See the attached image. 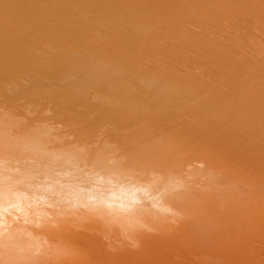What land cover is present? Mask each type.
Masks as SVG:
<instances>
[{
	"label": "bare ground",
	"instance_id": "obj_1",
	"mask_svg": "<svg viewBox=\"0 0 264 264\" xmlns=\"http://www.w3.org/2000/svg\"><path fill=\"white\" fill-rule=\"evenodd\" d=\"M26 1L0 0V126L5 128L7 123L13 122L12 125H16L14 130H17V133L22 132V130L26 132L29 130L27 134H25V131L22 132L25 134L23 136L17 134L18 137H14L17 140L11 136L12 140L17 141L15 143L12 141L15 152L12 149L13 152L10 150L11 152L8 151L7 154L1 146L2 143L0 145V184H2L0 192L4 190L3 194H5L6 189L13 183L14 185L12 184L9 189L11 191L13 189L15 193H18L17 198L14 199V205L20 202L19 199H21L22 193L24 195V192L27 191L36 196H41L44 193L51 201L54 200L53 202L65 203L66 206L69 204V209L71 204L74 208V204L77 206L78 200L83 201L86 199L84 201H87L90 207L86 206L88 205L87 202L82 203L83 205L86 204L85 210L77 206V211H80L79 213L74 212L76 216H71V213H68V218L70 216L72 220L68 219L70 223L66 219L67 224L70 223L69 227H66L70 229V233L69 229L65 233L71 235L77 232L78 226L82 227L81 222L86 217V212H88L89 220H94L92 216L95 218L96 213H99L97 218L100 216V219H95L100 221L99 225L101 226L103 219L107 222L108 220H113V222L116 220L117 222L114 224L117 225L118 222L125 219L118 216V212L123 215L124 211H131L130 208H133L131 206H134L135 202L149 196L146 201L148 198L151 199L149 202L155 201L156 206L161 210L171 208L169 211L173 210L172 213H176V216H173L178 220L162 225V233L159 231L162 238L161 236L157 237L159 234L158 229L155 234V224V226L151 225L153 228L155 227V229H152L146 223L147 228H151L148 229V232L145 228L143 229L145 232L140 233L139 225L134 224V226L132 222L134 209L132 213L127 214L132 216L129 220L132 222L133 227L137 226L139 230L137 231L136 228L137 233H131L134 235L141 234V236L144 233L143 237L140 236V238H143L142 240L145 243L142 242L139 236L137 238V235L135 240L137 244H140L137 245L135 240L130 239L133 240L138 249L139 246L141 248V242L143 247L148 246L147 250L144 248L146 251L143 250L142 252L147 262H149L148 264H180L178 262L181 260L178 259L176 262V260L172 261L175 258H172V260L170 258L169 253L175 247L172 249L170 245L168 246L169 241L178 236V233L181 240L176 239V241L174 239L177 242L176 244L181 241L184 243L181 242L182 244H180V246L182 245L181 250L176 245L178 250L175 249L174 251L177 255L181 253L179 255L181 256L180 259L182 257L185 260L189 259L184 263L181 261L183 264H217L218 262L219 264H234L233 260L238 259L241 254L246 260L249 255L248 250L244 245L242 246V238L238 236L240 232L234 230L238 225L231 229V222L229 224L228 222L227 224L224 223V225L223 222L226 221H222V218L226 215L246 214V210L251 212L249 209L253 210L256 200L264 201V41H248V47L250 46L252 52H249V54L246 52L245 54L244 51H239L242 47L240 44L245 42L241 41L238 35L241 26L246 23L248 26L250 24L247 22L250 18V16L247 17L250 10H253L251 13H255L253 16H256V19L259 18L264 23V0H35V2H31V5L29 4V7L24 4ZM211 2L214 5L210 6ZM244 10L248 13H246L247 16L245 15L246 19L244 14L243 17L240 14ZM260 21H258L259 23L256 22L259 28V25H263L260 24ZM207 24L222 26V28L226 27L228 31L216 30L214 32L213 29V32L208 34V31L204 29ZM218 27L216 28L218 29ZM168 32L169 36H166ZM238 40H240L239 43ZM238 46L240 48L237 50ZM233 49L239 52L234 53L235 50L232 53ZM195 62H199V65H194ZM6 100L12 104H8ZM14 104L17 105L16 107L20 106L21 111H27L28 118L25 114V117L20 115V117L25 118L24 121L20 122L12 119L8 122L7 120L10 118L19 116H13L15 115V109L17 110L16 107H14V111L13 108L10 109ZM51 115H53L54 121L57 120L56 123L52 120ZM49 117L52 118L50 120L57 128L60 125L59 128L75 129L76 135L81 136L79 137L80 140L78 139L79 142L77 141L78 144L82 140L86 143L82 142L80 146L72 145V147L61 148L63 144H74V142H70L69 138L65 136V138H62V135L57 137L62 132L58 129L59 134L56 135L55 132L56 138L54 139L53 134L52 137L54 141H62L63 144L61 143L60 147L52 148L53 140H50L52 137L47 136L50 135L47 133V128L51 127L53 129V125H49L51 123ZM91 119H93V122ZM4 128L0 129V142L4 141L5 135L1 134ZM57 128L55 130L58 132ZM10 130L8 131L10 132ZM14 130L12 129V131ZM74 132L72 136H74ZM31 136L40 137L39 140H42L46 146L49 145L46 144L47 139H49L52 142V150L42 149V142H38L39 144L32 142L34 146H36L35 144L38 147L41 146L39 148L42 151L40 152L41 149L38 151L35 147L31 148V151L36 150L38 152V154L34 151V153L30 152L31 155L37 154L36 157H31L25 149L27 144H31V140L28 141ZM94 140H97V142L93 143ZM114 142L118 144L117 146L120 145L119 150H121L120 147L123 149L122 146L127 147L126 149L129 150L127 153L131 150V156L124 153L125 148L121 152L114 150L118 149L116 145H114L116 148H110ZM156 142H165L167 148L163 146L164 148L161 149L163 151L160 152L161 147L158 148ZM82 144L85 145L82 146ZM161 144L159 143V145ZM10 145L9 148H11ZM4 146L7 145L4 144ZM141 146L151 147L150 150L153 151L154 155L149 154L150 151H147L145 147L148 154L141 155H145L144 157L151 156H147V159H143V156L139 154L137 156L135 151ZM155 147L158 152L154 151ZM111 151L116 153L113 154ZM122 152L125 157L122 156ZM118 153H121V155ZM19 155L21 156L18 157ZM120 156L124 158H119ZM39 157H42L43 163L41 161L33 163V160L36 158L37 161ZM30 159L33 160L28 163ZM153 159L155 160L152 161ZM77 160L78 162L80 160V163L82 162L81 174H79L80 171L78 172L80 163ZM116 168L119 170L117 171L121 177L112 180L108 175L112 176ZM164 170H169L170 174H174L166 178L167 176L161 175ZM77 172L81 175L79 179L67 178V174L77 175ZM177 172L179 174L175 175ZM160 176H162L161 179L158 178ZM12 178L15 179V183L12 182L14 180ZM9 179L11 183L8 181ZM93 179H96V182ZM176 192H178L177 195ZM206 193L208 197L203 198ZM20 194L21 197L19 198ZM34 195L33 197H35ZM4 199L7 200L8 197ZM144 201L145 199L143 203ZM153 202L151 205H153ZM143 203H139L138 207L141 208L143 205L145 207L143 210H145L147 207L144 205L147 203ZM91 205L95 209L91 208ZM97 205L109 211H102L103 208L96 210L98 209ZM148 205L150 206V204ZM53 208H55V205ZM91 209L96 211L91 212ZM138 209L135 211H138ZM161 210L160 212H166V210ZM23 211L21 212L23 213ZM70 211L72 212V209ZM83 211L85 213V215L82 214L85 216L84 218L80 214ZM59 212H61V209ZM158 212L155 210V213L158 214ZM18 213L17 211L14 215L17 216ZM138 213H140V209ZM139 215L137 216V213V217L134 215L137 222H140L138 220ZM141 215L145 218L144 214L141 213ZM148 215L153 219L154 215L147 213L146 216ZM235 215H233V218ZM262 215L264 214L262 213ZM35 216H32L35 218L32 221L33 223L37 220ZM80 216L83 219L78 220V217L81 218ZM158 216L155 215L156 220L161 219ZM51 217L48 219L50 220ZM64 217L66 216H63V219ZM40 218L42 217L40 216ZM229 218L226 217L225 219L227 221L228 219L233 220V218ZM45 219L47 220V216ZM211 219L217 223L216 225H220L216 226L214 224L213 226L216 229L214 227L213 232L212 229H209L212 225L208 228L210 236L204 237L210 241L209 245L206 243V239V241H203L207 245L206 247L194 245V243H198L197 238H194L196 242L192 243L191 241L194 247H191L193 245L190 246V243L188 245L186 240L188 237L191 238L193 231H195L194 237L200 232H205L203 231L204 225L208 220L211 222ZM2 220L0 222L3 224ZM80 220L82 221L80 222ZM92 220L89 222H92ZM146 220L143 219V221ZM219 220L221 221L219 222ZM124 221H121L122 225H124ZM135 221L136 219L134 223ZM113 222L111 221V224ZM137 222L136 224H138ZM129 224L127 225L129 226ZM150 224L152 223L150 222ZM161 224L158 225L161 226ZM256 224L257 229L260 228V224ZM262 225L260 231L264 229ZM91 226L93 227V225L88 224V227ZM128 226H125V229ZM239 226H241V222ZM85 227L83 230H85ZM117 227L113 228L118 230ZM74 228L77 229L73 232ZM91 228H86V230ZM92 229L96 230L95 232L92 231L95 237L94 234L100 228L93 227ZM129 229L127 228V231ZM14 231L16 232V230ZM149 231L153 233L150 234ZM19 233L22 234V232ZM87 233L90 234L88 231ZM98 233H101V231H98ZM120 233L119 235L123 236V240L125 238L129 239L132 235L129 236L126 232L127 237L126 233H122V235ZM148 233L150 234L149 237ZM69 234H66L67 237ZM75 234L77 235V233ZM114 234L111 233L113 236ZM165 234L170 235L171 238L167 236L169 241ZM171 234L175 236L172 235V237ZM27 236L29 237V234ZM35 236L38 237L36 234ZM120 236L115 238H121ZM181 236L185 237L184 239L188 237L183 241ZM34 237L31 238L32 240L27 238L28 240L24 241L19 249L22 248L23 252L27 253L29 249L36 248L34 244L40 245L41 243L35 242L37 238ZM85 237L87 238V236ZM156 238L159 242L164 241L167 243V246L165 243V246H162L166 247L165 249L161 247V251L164 250L161 255L160 251L157 252L161 248L158 249L160 246L156 245ZM165 238L168 242L163 240ZM190 238L187 242H190ZM42 239L41 241L46 240ZM94 239L91 241L93 242ZM126 239L125 241H128ZM130 239L128 244L132 242ZM2 240H0V244ZM72 240L74 239H70V241ZM101 240L103 242L96 243L98 245L97 249L103 243L102 247L108 246L106 244L107 240L105 242V239ZM119 240L121 241V239ZM153 240L155 241L153 242ZM77 241L75 240L76 246L71 244L72 247H69V249L74 247L73 250H76L84 247L83 245L80 247L81 244L78 245ZM88 241L87 239L86 242ZM91 241L89 242L91 243ZM112 241L109 244L114 245L115 248L113 246L111 249L120 248ZM159 242L158 244L162 243ZM175 242L173 241L172 246H175ZM245 243L247 242L245 241ZM85 244L87 245V243ZM125 244L128 245L126 242ZM131 244L133 245V243ZM131 244L125 250L122 251L121 249L122 252L118 249L116 251L120 254L127 252L126 254L130 258H134L137 253L135 252L133 255L134 251L129 248V246H132ZM97 245L94 244L95 247ZM62 248L63 253L65 251L64 247ZM93 248L90 247L92 250ZM192 248L194 249L191 250ZM41 249L46 250V248L43 249V246ZM104 249V251L100 250L107 251L105 247ZM42 250H37V257L38 255L39 257L40 255L44 256L43 253L39 254ZM82 250L79 251V254ZM92 250L91 252H93ZM114 250L113 252H115ZM155 250L157 251L155 252ZM179 250L184 252H178ZM34 252L36 251L29 252V254H34ZM100 252L98 251L99 254L102 253ZM109 252L112 251L109 250L105 252L106 254L102 253L100 262L97 259L96 263H107ZM52 253L50 254L54 256L55 254ZM110 255L112 256V254ZM177 255L173 254L174 257ZM166 256L170 259L165 258ZM248 261L250 262V260ZM3 262L5 261L1 259L0 264ZM75 262L78 264L77 261ZM25 264L27 263L25 262Z\"/></svg>",
	"mask_w": 264,
	"mask_h": 264
},
{
	"label": "rangeland",
	"instance_id": "obj_2",
	"mask_svg": "<svg viewBox=\"0 0 264 264\" xmlns=\"http://www.w3.org/2000/svg\"><path fill=\"white\" fill-rule=\"evenodd\" d=\"M29 1H30V2H29ZM29 1L27 0V1L24 3V4L28 5L27 7H29V4L31 5L33 2H35V0H29ZM224 1H225V0H224ZM27 2H28V3H27ZM31 2H32V3H31ZM226 2L228 3V1H226ZM226 2H225V3H226ZM213 3L215 4L214 1H213ZM213 3L211 2V3H210V6L214 5ZM225 3H224V5H225ZM26 5H25V7H26ZM48 5H49V4H48ZM50 5H51V4H50ZM70 5H71V4H70ZM71 7H72V5H71ZM257 9H258V8H257ZM254 11H255V10H254ZM244 12H245V10H244L243 12L241 11L240 14H242V15H241L242 17H243V14H244V18H245V15H246L247 12H245V13H244ZM251 12H253V10H252V11L250 10V11H249V14L247 13L248 16L246 15L248 18H249V16H250V18L252 17L251 19L249 18V21H247L248 24L250 23L249 26H248L247 23H246V24H245L246 26H245V25L241 26L243 29L240 27L239 30H238V35H239V37L241 38V41H244L245 43L242 42V43L240 44L242 47L240 48V47L238 46V48H236V49L238 50V49L240 48L241 50L239 49V51H244L245 54H246V52H247V54H249V52H250V53L252 52V51H250V46L248 47V45H249V44L247 43L248 41H252V42H254V40H255V41H264V29H263L264 23H262V20H261V19H259V18H258L259 20L256 19L257 17H256V16H253V14H255V13H251ZM250 13H251L252 15H251ZM253 17H254V18H253ZM245 19H246V18H245ZM255 19H256V20H255ZM260 20H261V21H260ZM252 21H253V22H252ZM254 21H255V22H254ZM258 21H260V24H263V25H259L260 28L258 27V24L256 23V22H258ZM258 23H259V22H258ZM250 25H251V26H250ZM255 25H256L257 28L255 27ZM214 26H215V25L207 24V25L204 26V29H206V30L208 31V34L211 33V32H213V31H212L213 29H214V32H216V30H217V31L222 30V31H224V32H227V31H228L226 27H223V28H222V26H221V27H218V26H215V27H214ZM216 27H218V29H217ZM261 27H262V28H261ZM221 28H222V29H221ZM245 28H246V29H245ZM241 29H242V30H241ZM257 30H259V31H257ZM207 31H206V32H207ZM262 31H263V33H262ZM224 32H222V33H224ZM239 32H240V33H239ZM241 32H242V34H241ZM208 34H207V36H208ZM224 34H225V33H224ZM170 35H171V33H170ZM242 35H243V36H242ZM166 36H169V32L166 33ZM245 38H248L249 40H248V39H245ZM242 39H243V40H242ZM252 39H253V40H252ZM245 40H247V41H245ZM239 42H240V40H238V43H239ZM246 43H247V44H246ZM245 44H246V46H245ZM246 47H247V48H246ZM236 49H233V50H232V53H233ZM242 49H244V50H242ZM237 50H236L234 53L239 52V51H237ZM198 63H199V62H198ZM198 63L195 62L194 65H197ZM198 65H199V64H198ZM6 101H7V100H6ZM7 102H8V101H7ZM9 103H11V102H8V104H9ZM11 104H12V103H11ZM16 106H17V105L14 104L13 107H12V106L10 107V109L13 108V111H14V107H16ZM16 108H17L18 111L15 109V113H14L15 115H13V116H16V115H19V116H16V118H10V119L7 118V119H9V120H7L8 122H9L10 120H12V119H13V120H16V121H20V122L25 120V118L20 117V115H21V116H22V115L24 116V115L26 114V116H27V111L24 110L26 113H25L24 111H21L22 109H21V110L19 109L20 106H18V107H16ZM21 108H22V105H21ZM8 110H9V109H8ZM20 111H21V113H20ZM17 112H18L19 114H18ZM22 113H23V114H22ZM11 114H13V113H11ZM28 114L30 115L29 112H28ZM53 115H54V114H53ZM53 115H51L53 119H52L51 117H49V121H50V122H51L50 119H52L53 121L55 120L54 117H53ZM49 116H50V115H49ZM54 116H56V115H54ZM24 117H25V116H24ZM26 118H28V116H27ZM55 118H56V117H55ZM92 120H93V119H91V121H92ZM3 121H4V120H3ZM3 121H2V122H3ZM56 121H57V120H56ZM56 121H54V123H56ZM92 122H93V121H92ZM52 123H53V122L49 123V125H50V124L53 125V126H52L53 129H52L51 127L47 128V130H48L47 133L50 134V135H47V136H49V138H51V137L54 135L55 132H56L55 134L58 135L59 132H60L59 130H61V131L63 132V134H61V133H62V132H61L60 135H58L57 137H60L61 135H62V136H61L62 138L67 137V138H69V141H70V142H74V144H73V143H70V144H67V145H69V146H67V145L63 144L62 141H61V142H59L58 140H57V141H54V139L56 138V137H55L56 135H54V136H53L54 139H53V137L50 139V140H53V141H52V142H53V146H52V142H50L49 139H47L48 142L45 140V141H46V144H47V145L49 144L48 146H46L45 143H43L42 140H39L40 137H38V136H37V137H35V136H31V138H32V137H33V138H32V139L30 138V139L28 140V141L31 140V141H30V142H31V144H30L31 146H30L29 144H27V145L25 146L26 148L24 147V148L27 149V151L29 152V153H28L29 155H31L30 152H32V153L35 152V153L38 154V152H37L36 150H33V149H32L34 152L31 151V148L35 147V148L39 151V150L41 149V148H39V147H41V146L38 147L37 144H39V143H41V142H42L41 145L44 147V148L42 147V149H46V150H52V148L60 147V145H62V144L65 145V146L62 145L63 147L61 146V148H64V147H65V148H68V147H72V145H73V146H74V145H75V146H76V145L80 146V143H82V142H83V143H86V142H84V141L82 140V141L78 144V142H79V140H80L79 137H81V136H80L79 134L76 135L77 132H76L75 129L73 130V129L69 128V129L72 130V131H71V130H69V129H65V128H67V127L59 128V127H60L59 124H58L59 126L57 125V126H58V128H57L56 126H54V123H53V124H52ZM7 124H8V123H7ZM7 124H6V125H7ZM12 124H13V122H12V123H9L7 127H6V125H5L6 130H5V128H4L3 126H0L1 128H4V130H5V131L3 130V131L1 132V134H2V135H5V136H4V141H3V142H0V145H1V143H2L1 146H2V148H4V149L6 150L7 154H8V151L11 152L12 149H13V151L15 150V147H14L13 142H14V143L17 142V141H15V140H17V139H15L14 137H15V136L18 137L17 134H19V136H20V134H22L21 136H23L24 133H22V132L25 131V130H22V132H20V133L18 132V133H17V130H14V128H15L14 126H16V125H12ZM1 125H2V124H1ZM11 125H12V126H11ZM55 125H56V124H55ZM1 128H0V129H1ZM9 128H10L11 130H10ZM56 128H57V130L59 129L58 132L55 130ZM12 129H13L14 131H12ZM62 129H63V130H62ZM8 130H10V132H9ZM54 130H55V131H54ZM66 130H67V131H66ZM7 131H8V132H7ZM19 131H21V130H19ZM27 131L29 132V130H27ZM52 131H53V133H52ZM74 131H75L76 133H75ZM6 132H7V133H6ZM28 132L25 131V134H27ZM69 132H70V133H69ZM73 132H74V136L76 135L77 137H76V136H75V137L72 136ZM11 133H13V134H11ZM47 133H45V134H47ZM10 134H11V135H10ZM25 134H24V135H25ZM52 134H53V135H52ZM65 134H67V135H65ZM8 135H9V136H8ZM28 135H29V134H28ZM69 135H70V136H69ZM78 135H79V136H78ZM11 136H12L15 140H14V139L12 140V137H11ZM64 136H65V137H64ZM7 138H9V139H7ZM27 138H28V137H27ZM76 138H77V140H76ZM36 139H37V141H36ZM72 139H73V140H72ZM78 139H79V140H78ZM7 140H8V141H7ZM33 140H34V141H33ZM74 140H75V141H74ZM12 141H13V142H12ZM77 141H78V142H77ZM95 141L97 142V140H94V142H93V141H92V142L95 143ZM6 142H7V143H6ZM11 142H12V143H11ZM30 142H29V143H30ZM32 142L37 143V144H35L37 147L34 146V145H32V144H34V143H32ZM38 142H39V143H38ZM54 142H55L56 144H55ZM8 143H9V144H8ZM50 143H51V144H50ZM61 143H62V144H61ZM156 143H158V144H156ZM156 143H155L156 146H159L158 148L161 147L160 150H159V149H158V150H159L160 152L163 151V150H161V149L164 148L163 146H166V145H165V142H156ZM159 143H160V144L162 143V144H161L162 146L159 145ZM4 144L7 145V146H4ZM10 144L13 145V148H12V145H10ZM163 144H164V145H163ZM9 145H10L11 148L8 147ZM28 145H29V146H28ZM55 145H57V146L55 147ZM83 145H85V144H82V146H83ZM114 145L117 146L118 144H116V143L114 142V143L112 144L113 147L110 146V148H113V149H114V147H115ZM152 145H153V144H152ZM152 145H151V147H152ZM51 146H52V148H51ZM119 146H120V145H119ZM119 146H117L118 149H114L116 152H117V150H119ZM149 146H150V145H149ZM149 146H145V147H146V150H147V151H150L149 154L152 155V154H153V151L150 150L151 147H149ZM153 146H155V145H153ZM27 147H29L30 149H28ZM122 147H123V149L125 148V150H124L125 152H124V153L130 155L131 150H130L129 153H127V152L129 151V150L126 149L127 147H124V146H122ZM143 147H144V146H143ZM143 147L141 146V148L139 147V149H137L136 151L134 150L135 153H137V154H136L137 156H139V155H140V156H143V155H141V154H145V155H146V153L148 154V152L145 150V147H144V148H143ZM147 147H148V148H147ZM7 148H8L9 150H8ZM48 148H49V149H48ZM110 148H109V149H110ZM115 148H116V147H115ZM152 148H153V147H152ZM165 148H167V146H166ZM42 149L40 150V152L42 151ZM120 149H121V150H119L118 152H121V151L123 150L121 147H120ZM140 149H141V150H140ZM143 149H144V150H143ZM155 149H157V148L155 147V148H154V151H156ZM10 150H11V151H10ZM20 150H21V149H20ZM58 150H59V149H58ZM138 150H139V151H138ZM152 150H153V149H152ZM13 151H12V152H13ZM27 151H26V152H27ZM63 151H65V150H63ZM134 151H133V152H134ZM14 152H15V151H14ZM111 152H112L113 154L116 153V152H113V151H111ZM156 152H158V151H156ZM122 153H123V152H122ZM124 153H123L122 156L125 155ZM135 153H134V154H135ZM37 154H34V155L32 154L31 157H32V156L34 157V156L37 155ZM118 154L121 155V153H118ZM138 154H139V155H138ZM145 155H144V156H145ZM151 155H147V156H151ZM153 155H154V154H153ZM20 156H21V155H19L18 157H20ZM116 156H117V154H116ZM130 156H131V155H130ZM144 156H143V159H144V158L147 159V156H146V157H144ZM9 157H11V156H9ZM16 157H17V156H16ZM18 157H17V158H18ZM31 157H30V158H31ZM35 157H36V156H35ZM124 157H125V156H124ZM124 157H121V156H120L119 158H124ZM17 158H16V160H17ZM141 158H142V157H141ZM156 158H157V157H156ZM11 159H12V158H11ZM14 159H15V158H14ZM32 160H33V159H30L29 161H28V160H27V161H28V163H31ZM112 160H113V159H112ZM154 160H155V159H153L152 161H154ZM17 161H18V160H17ZM22 161H24V159H22ZM30 161H31V162H30ZM33 161H34L33 163H37V162H39V161H41V162L43 163L42 157H39V159H38L37 161H36V158H35V160H33ZM35 161H36V162H35ZM152 161H150V162H152ZM77 162H78V160H77ZM77 162H76V165L78 166V163H80V160H79L78 163H77ZM113 162H115V161H113ZM143 162H144V161H143ZM42 163H41V164H42ZM81 163H82V162H81ZM81 163H80V165H79V167H78V172L80 171L79 174H81V168L83 167V166H81V165H82ZM77 166H76V167H77ZM80 166H81V167H80ZM117 170H118V169L116 168L115 172L112 173V176H111V175H108V177H109L110 179H112V180H116V179L120 178L121 175H120L119 172H118L119 170H118V171H117ZM165 171H167V170H164V172L162 171V172H161V175H162V176L165 175L164 177L167 176L166 178H169L171 175L174 174V173H173V174H170L171 169H170V171H169V170H168L167 172H165ZM173 171H174V170H173ZM78 172H77V175H76V174H72V175L67 174V175H68L67 178H68V179H76V178L79 179V176H81V175H79ZM109 174H110V173H109ZM168 174H169V175H168ZM178 174H179L178 172H177V174L175 173V175H178ZM73 175H74V176H73ZM69 176H70V177L72 176L73 178H72V177L70 178ZM75 176H76V177H75ZM77 176H78V177H77ZM162 176H160V177H158V178L161 179ZM49 177H50V176H49ZM108 177H107V179L109 180ZM114 177H115V178H114ZM117 177H118V178H117ZM0 178H1V177H0ZM50 178H52V177H50ZM67 178H66V180H67ZM12 179H14V178H12ZM96 179H97V178H96ZM96 179H93V181H95ZM98 179H100V178H98ZM112 180H111V181H112ZM8 181H10V183H11V180H10V179H9ZM14 181H15V179H14L12 182H14ZM99 181H101V179H100ZM95 182H96V181H95ZM97 182H98V180H97ZM101 182H102V181H101ZM10 183H9V184H10ZM14 183H15V182H14ZM12 184H13V183H11V185H12ZM87 184H88V183H87ZM89 184H90V183H89ZM91 184H92V183H91ZM11 185H10L9 188L12 187ZM13 185H14V184H13ZM0 186H2V184H0ZM9 188H7V189H9ZM1 189H2V188L0 187V190H1ZM7 189H6V193H5V194H3V193H4V190H2V191L0 192V200H1L0 203L3 204V205L0 204V221L4 218V219L2 220V221H3V224L0 222V235H1V236H0V240L3 239V240L1 241V244H0V245H1V246H0V260H1V259L4 260L5 262H3V263H5V264H25V262H26L27 264H30V263H31V264H48L49 261H50L49 264H67V263L70 264V262H71V264H76L75 261H77L78 264H79V263H80V264H85V263H86V264H93V263L97 264V263H96V262H97V259H98V261L101 259V254H102V253H105V252H107V251H109V250H111L112 252H109V253H108V256H107V257H108V258H107L108 261H111V262H108V261L106 260L108 264H110V263H111V264H131V263H133V264H148L149 262H147L145 256H144L143 253H142L143 250H144V248L147 250V247H148V246H146V247L144 246V247H143L142 242H144V241L142 240L143 238H142V239L140 238L141 234H136V235H137V238H138V236H139V238L142 240V242H141V248H140V246H139V249H138V248L136 247V245L134 244V242H133V240L136 239V235H134L135 232L137 233V231H139V230H138V227H139V229H140V233L143 232V231L145 232V230L148 232V229H150V228L155 224V225H156V229H155V227H154V228L152 227V229H155V231H154V230H153V231H154L155 234H156V232H157L156 230H157V229H158V232H159V231H160V232L163 231L162 228H161L162 225H166V224H168V223H171L172 221L175 222V221L178 220L177 217H176L177 219L174 218V216H176V215H175L176 213H175V214L172 213L173 210L169 211L171 208H169V210H168L167 208H163L162 210H166V212H165V211H162L161 208H159L158 206H156V202H155V201H154V202H153V201H150V202H149V200H151V199H149V198H148L147 201H146V198L149 197V196H146V198H145V197L143 198V200L145 199L144 203H143V200H141V201H139V202H135L134 204L136 205V208H135V205H134V206H131V207H133V208H132V209L130 208L131 211L127 210V211H129L128 213L125 214V212H127V211H124V213H122V212H123V211H122L121 213H122L123 215H120L119 212H118L119 215L117 214V215L120 216V217L122 216L121 218H125V219H124L125 221H126L127 219L129 220V218H130V220H131V218H132V216H133V218H134V219H132L133 225H134V224H135V225H139L138 227L136 226V227L134 228L133 225H132V222H131L130 220H129V221L131 222V223H130L131 225L129 224L128 220H127L126 222H125L124 220H121V221H124V223H123L124 225H122V222H121V221H120L121 223L118 222V223H120V224L117 223V225H115L116 222H117L116 220H114V222H113V220H108V222H110V223H108L107 221H104V219L101 221V224L103 223L104 226H103V224H102V226H101V225H99V224H100V221H97L98 219H100V218H99L100 216L97 218V216L99 215V213H98V214L96 213L97 216H96L95 218H97V220L94 218V216H92L93 219L96 220V221H94V220H92V219L89 220V217H88V215H87L88 212L85 211V212H86V217L88 218V220H87V218L84 216L85 213H84V211H83V212H81L80 214H81V215L84 214V215H82V217H83V218L85 217V218H84L85 220H84L81 216H80L81 218L78 217V220H79V219H83V221L80 220V222L82 221L81 223L83 224V225L81 224V226H82V227H83V226L85 227L86 225H87V226L85 227V230H83L84 227H83V228H82V227L80 228V226H78V227H77L78 230H76L77 232H75V233H77V235H76L75 233H73V234L71 235V234H69V233H70V229H69V228H66V227H69V224L71 223V222L69 221V220L71 219V217L69 216V218H68V215L71 213V214H70L71 216H76V214H75L74 212L79 213L80 210L77 211V208H78V207L83 208V210H85V208H86L85 205L88 204L87 201H86L87 203L84 201V200H86V199H84L83 201H82V200H81V201L78 200V202H77V206H78V207L76 206V204H74L75 206H74V208H73V207H72L73 204L70 203L71 205H70V209H69V204L67 205V206H68V207H67L65 203H61V202L59 203L58 201H57V202H56V201L53 202L54 200L51 201V199H49L47 196H45L44 193L41 194V196H40V195L36 196V195L32 194V192H30V191L28 192V191H27L29 194H28L27 192H24V195H23V193H22V197H21V194L18 196L19 198L21 197V199H19L20 202H23V201H24V202H26V203L23 202V203H22L23 205H22V204L19 202L18 204L14 205V204H13V203L15 202L14 199L17 198L18 193H15L13 189H12V191H11V189H9V190L7 191ZM25 193H26V194H25ZM208 193H209V192H208ZM2 194H3V195H2ZM177 194H178V192H176V195H177ZM33 195H34L35 197H33ZM43 195H44V196H43ZM206 195H207V196H206ZM206 195H204L205 197L202 195L203 198H207V197H208V194L206 193ZM13 196H15V197H13ZM5 197H8V199H7V200L4 199ZM29 197H30V198H29ZM42 197H43V198H42ZM45 197H47V198H45ZM151 198H152V197H151ZM28 199H29V200H28ZM38 199H39V200H38ZM8 201H9V202H8ZM27 201H28V202H27ZM39 201H41V202H39ZM50 201H51V202H50ZM75 201H76V199H75ZM35 202H36V203H35ZM45 202H47V203H45ZM141 202H142L143 204H145V202L147 203V204L144 205V206L147 207V209H148V206H149L148 204H150V206H149V210H148L150 213L147 211V209H145L146 211L143 210V209L145 208V207H143V205H142L143 208H142V207H141V208L138 207V206H139V203L142 204ZM152 202H153V205H151ZM41 203H42V204H41ZM54 203H55V204H54ZM73 203H75V202L73 201ZM82 203H86V204L83 205ZM136 203H137V204H136ZM19 204L22 205V207H21L22 209L20 208L21 205H19ZM30 204H31V205H30ZM38 204H40V205L37 206ZM50 204H51V205H50ZM63 204H65V205H63ZM78 204H80V205H78ZM154 204H155V206H154ZM253 204H254V203H253ZM6 205H7V207H6ZM26 205H28V206H26ZM35 205H36L37 207H36ZM54 205H55V208H53ZM254 205H255V207L253 208V210L249 209V211H251V212H248V210H246V211H247L246 214H244V213H241L242 215H241V214H236L238 217H237L235 214H232V216H231V215H230V216H229V215H226V216H224V217L222 218V221H226V222H223V224H224V223L227 224V222H228V224H229V223L231 222V224H230V227H232L231 229H233V227L235 228V227L238 225V227H236L234 230L240 232V235H238V236H239V238H242V242H243V243H242V246L244 245V247L248 250V253H249L248 258H247V256H245V257L247 258L246 260H245L244 256H242V254L239 255L240 258L238 257V259H236V260H239V259H241V258H242L243 260H242V259H241L242 261H241V260H239V261L233 260L234 264H235L236 262H237V264H253V263H254V264H264V263H263V262H264V229H263V231H260V230H259V229L261 228V225H262V224H263V225H262V228H264V227H263V226H264V223H262V222H264V220H263L264 215H262V213L264 214V201H262V200H261V201H260V200H256ZM1 206H3V207H1ZM25 206H26V207H25ZM47 206H48V207L50 206V207H52V208L49 207V208H50V209H49ZM57 206H59L58 209H57ZM60 206H61V207H60ZM62 206H63V207H62ZM86 206H89V204L86 205ZM99 206H100V205H99ZM99 206H98V205L96 206V207H98V209H96V210H101L100 208H103L102 206H100V207H99ZM108 206H109V205H108ZM38 207H40V208H38ZM75 207H76V208H75ZM89 207H90V206H89ZM92 207H93V209H95L94 206L91 205V208H92ZM109 207H113V206H109ZM154 207H155V208H154ZM156 207H157V208H156ZM59 208L61 209V212H62V213L59 212V211H60ZM138 208L140 209V213H138V212H139V209H138ZM189 208H190V207H189ZM189 208H188V209H189ZM191 208H192V207H191ZM12 209H13L14 212L11 211ZM20 209H21V210H20ZM23 209H26V210H24L25 212L23 211ZM44 209H45V210H44ZM51 209H52L53 211H52ZM54 209L57 210V211H58L59 213H61L62 215L59 214L58 212H56ZM71 209H72L73 215H72V212L70 211ZM133 209H134V212L132 213ZM136 209H138V211H135ZM15 210H17V211L19 212V213L17 214V216H15L16 213H17V211H16V213H15ZM34 210H35V211H34ZM41 210H42V211H41ZM68 210H69V211H68ZM74 210H76V211H74ZM96 210H95V211H96ZM103 210H105V208H103L102 211H103ZM107 210H108V209H107ZM107 210H105V211H107ZM155 210H157V212H158V211L160 212V210H161L162 212H160V213L158 212V214H157V213H155ZM167 210H168V211H167ZM2 211H3V212H2ZM21 211H23L24 214H23ZM32 211H33V212H32ZM95 211L91 209V212H95ZM108 211H109V210H108ZM143 211H144V213H143ZM188 211H189V210H188ZM253 211H254V212H253ZM6 212H7V213H6ZM29 212H30V213H29ZM31 212H32V213H31ZM36 212H37V213H36ZM47 212H48V214H47ZM89 212H90V211H89ZM145 212H147L148 214H150V215H152V216H153L154 213H155L156 217H157L158 215H160V216H158V217L161 218V219L156 220V219H155V218H156L155 215L153 216V219H151L149 215H148L149 217L146 216L147 213H145ZM164 212H165V213H164ZM244 212H245V211H244ZM260 212H262V213H260ZM8 213H9V214H8ZM27 213H29V214H27ZM44 213H45V214H44ZM52 213H53V214H52ZM57 213H58V214H57ZM65 213H66V214H65ZM68 213H69V214H68ZM129 213H132V214H134L135 216H136V213H137V216L140 214V215H139V218H140L142 221L138 218V220H139L140 222H137V218H136L137 216H136V217H134V215H132V216H128L127 214H129ZM141 213L144 214V215H145V218L147 217L146 219H148V220H146V219L144 218V216L141 215ZM168 213H169V214H168ZM171 213H172V214H171ZM247 213H248V214H247ZM14 214H15V215H14ZM30 214H31V216H30ZM42 214H44V215L42 216ZM51 214H52V217H51ZM243 214L246 215L247 218H246V216H244ZM250 214H251V215H250ZM5 215H6V216H5ZM35 215H36V216H35ZM60 215H61V216H60ZM130 215H131V214H130ZM162 215H163V216H162ZM166 215H167V216H166ZM173 215H174V216H173ZM177 215H179V214H177ZM233 215H235L234 218H233ZM239 215H240V217H239ZM259 215H260V217H259ZM28 216H30V217H28ZM32 216H33V217L35 216L36 219H37L34 223H33L32 221H34L35 218H33ZM40 216H41L42 218H40ZM46 216H47V220L45 219ZM56 216H57V217H56ZM63 216H66V217H64L65 220L63 219ZM152 216H151V217H152ZM161 216H162V217H161ZM262 216H263V217H262ZM19 217H20V218H19ZM37 217H39V218H37ZM43 217H44V218H43ZM50 217H51V219L49 220L48 218H50ZM120 217H119V219H121ZM126 217H127V219H126ZM163 217H164L165 221H164ZM169 217H170V218H169ZM226 217H227V218L231 217V218H233V220L231 219V221H230V220H229L230 218H229L228 221H227V220L225 219ZM236 217H237V218H236ZM250 217H251V218H250ZM257 217H258L261 221H260ZM18 218H19V219H18ZM54 218H56V219H54ZM73 218H74V217H73ZM76 218H77V217H76ZM172 218H173V219H172ZM252 218H253V219H252ZM8 219H9V220H8ZM43 219L46 220V224H45V220H43ZM66 219H67V220L69 219V220H68V222H70L69 224H67L68 222L66 221ZM135 219H136V221H135V223H134V220H135ZM143 219L146 220L147 222H146V221H143ZM234 219H235V220H234ZM254 219H255L256 221H255ZM18 220H19V221H18ZM41 220H42L43 222H42ZM52 220H53V221H52ZM61 220H62V221H61ZM71 220H72V219H71ZM86 220H87V221H86ZM91 220H92V222H89V221H91ZM159 220H160V221H159ZM174 220H175V221H174ZM211 220H212V219H211ZM238 220L241 222V226H239V225H240V222H239ZM245 220H246V221H245ZM252 220L255 221V222H253ZM12 221H13V222H12ZM16 221H18V222L15 223ZM38 221H39V222H38ZM58 221H59V222H58ZM103 221H104V222H103ZM111 221L113 222L112 224H114V223H115V224L112 225V224H111ZM163 221H164V222H163ZM220 221H221V220H219V222H220ZM233 221H234V222H233ZM242 221H243V222H242ZM251 221H252V223H251ZM258 221H260V222H258ZM29 222H30V223H29ZM47 222H48V223H47ZM49 222H50V223H49ZM56 222H57V223H56ZM60 222H61V223L63 222V223L61 224ZM88 222H89V223H88ZM93 222H94V224H92ZM95 222H96V223H95ZM98 222H99V223H98ZM136 222H137L138 224H136ZM141 222H143V223L141 224ZM150 222H151L152 224H150ZM209 222H210V220H208V222L205 223V225H204L205 228L207 227V229L204 228V230H203V231H205V232H203V233L200 232L199 234L196 232V233L199 235V237H197V236H198L197 234H196L197 236L194 237V235H195L194 232H195V231H193L192 236L189 234V235L191 236V238L187 236L188 239L190 238V242H189V241L187 242V240H188L187 237H186V239H187V240H186V239H184L185 237L183 238V236H181V237L183 238V241L186 240V243H187L188 245H189V243H190V246H191V245H193V244H191V241H192V243H194V241H195L194 238H197L196 241H197L198 243H194V245L197 244L198 246L206 247L207 245L205 244V242H203V241H206V240H207L206 243H208V245H209L210 241L206 238L207 235L210 236V234H209V231H210V230H209V229H212V232H213V228L215 227V226H213V225H214V224H215V225L217 224V223H215V221L213 222V220L211 221V222H213V223L210 222V225H209ZM238 222H239V223H238ZM245 222H246V223H245ZM51 223H52V224H51ZM59 223H60V224H59ZM84 223H85V225H84ZM97 223H98V224H97ZM126 223L129 224V226H132V227H129ZM146 223L148 224V226H151V225H152V226H151L150 228H149V227L147 228ZM161 223H162V224H161ZM243 223H244V224H243ZM249 223H250V224H249ZM256 223H258V225L260 224V228L257 229L258 226H257ZM261 223H262V224H261ZM7 224H8V225H7ZM27 224H28V226H27ZM38 224H39V225L41 224V225L39 226ZM44 224H45V225H44ZM88 224L93 225V227L96 228V229H99V228H100L99 230H97L96 234H94L96 238L93 236V233H94L96 230H95V229H92V228H93L92 226H91L92 228H91V227H88ZM109 224H110L111 226H110ZM144 224H145V225H144ZM158 224H161V226L158 225ZM223 224H222V222H221V225H222V226H223ZM225 224H224V225H225ZM235 224H236V225H235ZM245 224H247V225H245ZM2 225H3V226H2ZM6 225H7V227H6ZM9 225H10V226H9ZM20 225H21V226H20ZM24 225H25V226H24ZM42 225H43V226H42ZM46 225H47V227H46ZM54 225H55V226H54ZM61 225H62V226H61ZM67 225H68V226H67ZM97 225H98V226H97ZM106 225H107V226H106ZM118 225H122V226H118ZM135 225H134V226H135ZM155 225H154V226H155ZM208 225H209V226H208ZM211 225H212V227L209 228ZM218 225H220V224H218ZM218 225H216V226H218ZM250 225H251L252 228L250 227ZM8 226H9V227H8ZM32 226H34V227H32ZM48 226H49V227H48ZM89 226H90V225H89ZM96 226H97V227H96ZM115 226H116V227L118 226V227H117L118 230H116V228H113V227H115ZM123 226H124V228H123ZM125 226H128L127 228H130L129 231H130L132 228H134V229H132L133 231H132V230L130 231V235L132 234L131 232H133L134 234H132V235L130 236V235H129V231H127V228L125 229ZM141 226H142V227H141ZM143 226H144V227H143ZM158 226H160V227H158ZM226 226H227V225H226ZM244 226H245V227H244ZM4 227H5V228H4ZM35 227H36V228H35ZM56 227H57V228H56ZM58 227H59V229H58ZM105 227L107 228V231H106V228H105ZM109 227H110V228H109ZM111 227H112V228H111ZM157 227H158V228H157ZM247 227H249V228L247 229ZM255 227H256V228H255ZM9 228L11 229V232H10V229H9ZM28 228H29L30 230H29ZM40 228H41V229H40ZM43 228H44V229H43ZM52 228H53L54 230H53ZM77 228H74L73 232H74L75 229H77ZM79 228H80V229H79ZM86 228H91V229H90L91 232L94 230V232H92V235H91L90 230H89V229L86 230ZM104 228H105V229H104ZM136 228H137V229H136ZM141 228H142V231H141ZM145 228H146V229H145ZM208 228H209V229H208ZM237 228H238L239 230H238ZM57 229H58L60 232H59ZM62 229H63V231H62ZM64 229H65V230H64ZM67 229H69V230H68L69 233H65V232H67V231H66ZM101 229H102V230H101ZM103 229H104L105 231H104ZM113 229H115V230H113ZM120 229H121V231H119ZM135 229H136L137 231H136ZM143 229H145V230H143ZM160 229H161V230H160ZM215 229H216V227H215ZM215 229H214V230H215ZM228 229H229V228H228ZM250 229H251V230H250ZM3 230H4V231H3ZM14 230H16V232H15ZM21 230H22V231H21ZM24 230H25V232H24ZM36 230H37V231H36ZM39 230H40V231H39ZM71 230H72V229H71ZM79 230H80V231H79ZM111 230H112V231H111ZM134 230H135V231H134ZM249 230H250V231H249ZM258 230H259V231H258ZM13 231H14V234H13ZM17 231H18V233H17ZM30 231H31V233H30ZM32 231H33V232H32ZM43 231H44V232H43ZM51 231H53V232H51ZM56 231H57V232H56ZM87 231H88L90 234H88ZM98 231H99V232L101 231V233H103V234H105V235H102L101 233H98ZM108 231H109V232H108ZM116 231L119 232V233L121 232V233H120L121 235H122V233L125 234V233L127 232L128 235L130 236L129 239H130V238L133 239V240L130 239V241H132L131 243H133L134 246L129 242V244L132 245L131 247L129 246V248H131V250L134 251V252H133V255H134L135 252L137 253V254H135L134 258H130V257L126 254L127 252H124V253H121V254H120V253H118V252L116 251V250L118 249V251L122 252L123 249L125 250L126 247L129 245V244H128L129 239H128V238H127V239L125 238V239L128 240V241H125V239L123 240V239H122L123 236H120L119 233H117ZM122 231H123V232H122ZM124 231H125V232H124ZM206 231L208 232V234H207ZM215 231H216V230H215ZM215 231H214V232H215ZM3 232H4V234H3ZM9 232H10V233H9ZM19 232H22V234L19 233ZM23 232H24L26 235H25ZM28 232H29V233H28ZM35 232H37V233H35ZM38 232L40 233V235H38V234H39ZM85 232H86L87 234H86ZM114 232H115V234H117L118 236L115 235ZM151 232H152V231H151ZM151 232L149 231L150 234H151ZM160 232H159V234H158L157 237H160V236H161V233H162V232H161V233H160ZM212 232H211V233H212ZM11 233H12V234H11ZM32 233H34V234H33V237L35 236V234L39 237V238H38V237L35 236L38 240L35 239L36 241H35V240H33V241H35L36 243H39V244L41 243L40 245L43 246V249L46 248V250H44V251H45V252H44V251L41 249L42 246L40 247V245H38V244H34V245L36 246V248H32V249H34V250L29 249L28 251H29V252L36 251V252H34V254L36 255V254H38V251H37V250L40 249V250H42V251L39 252V254H42V253H43L44 256H43V255H40V257H39V255H38V257H37V255H36V257H35V255H34L33 253H30V254H29V252L26 250L27 253H28V255H27V253L23 252L24 250H23L22 248H21L22 250L19 249V248L21 247L20 245H22V243H24V241H26V240H28V239H31V238L33 239V237H32ZM51 233H53V234H51ZM106 233H107V234H106ZM111 233H113L114 236L111 235ZM127 233H126L125 235L128 237ZM149 233H148V237H149V235H150ZM152 233H153V232H152ZM173 233H174V232H173ZM191 233H192V232H191ZM236 233L238 234V232H236ZM243 233H244V234H243ZM16 234H17V235H16ZM28 234H29V237H30V238L27 236ZM58 234H59V235H58ZM62 234H63V235H62ZM66 234H67V235L69 234V236L67 237ZM85 234H86V235H85ZM142 234L144 235V233H142ZM155 234H153V235H155ZM166 234H167V233H166ZM166 234H165V235H166ZM169 234H170V233H169ZM169 234L166 235L165 237L167 238V236H168V238H171V237H169V236H170ZM23 235H24V236H23ZM49 235H50L51 237H50ZM61 235H62V236H61ZM70 235H71L72 237H71ZM100 235H101V236H100ZM110 235H111V236H110ZM143 235H142L141 237H143ZM162 235H163V234H162ZM172 235L175 236V235H177V234H176V233H175V235H174V234H171V236H172ZM241 235H242V236H241ZM245 235H247V236H245ZM18 236H19V237H18ZM25 236H26V237H25ZM43 236H44L45 238H44ZM75 236H76V237H75ZM77 236H78V237H77ZM85 236H87V238H86ZM89 236H90V237H89ZM91 236H92L93 239L95 238L94 241H96V242L93 241L95 245H97L98 243H100V241H102L101 239H103V240L105 239L104 242H105L106 240H107V242H108V241H110V240L112 239L113 241H112V240H111V241L114 242L115 245H118L120 248H116V250L111 249V248H113L114 245H113V243H112L113 246H111V244H109V243L111 242V241H110L109 243L106 242V244H108V246L106 245V246H104V247L107 249V251L103 252V251L105 250L104 247H102V246L104 245V243H103V245L101 244L102 246H100V244H99V246H100L101 248L99 247V249H97L98 245L95 247L94 244H92L93 242H92L91 240H93V239L91 238ZM97 236H98V238H97ZM102 236H105L106 238H105V237H102ZM107 236H108V237H107ZM116 236H117V237L120 236L121 238H118V239H121V241H120V240L118 241V239H116V238H117ZM132 236H133L134 238H133ZM173 236H172V237H173ZM204 236H206V237H204ZM244 236H245V237H244ZM2 237H3V238H2ZM35 237H34V238H35ZM49 237H50V239H49ZM69 237H70V238H69ZM80 237H81L82 239H81ZM100 237H102V238L100 239ZM111 237H112V238H111ZM115 237H116V238H115ZM124 237H125V236H124ZM146 237H147V233H146ZM150 237H151V236H150ZM161 237H162V236H161ZM176 237H177V238H176ZM179 237H180V236H179V233H178V236L173 237V239L171 240L172 242L169 241V239L167 238L168 241L170 242V243H168V246L170 245V247H172V249H173V247H175V249L178 248V249L181 250L180 247H181L182 245L180 246V244H182V243H184V242H182V241H181L182 243H181V242H180V243L178 242L179 244H176L177 242H175L176 239H177V240H178V239L181 240V238H179ZM192 237H193V238H192ZM243 237H244V238H243ZM248 237H249V238H248ZM27 238H28V239H27ZM42 238H43V239H42ZM107 238H109V239H107ZM110 238H111V239H110ZM144 238H145V237H144ZM162 238H163V237H162ZM162 238H160V239H162ZM166 238L163 239V240H166V241H167ZM202 238H203L204 240H203ZM32 239H31V240H32ZM41 239H42V240H45V239H46V240H45V241H41ZM47 239H48V240H47ZM68 239H69V240H68ZM70 239H74V240L70 241ZM87 239H88L89 241H91V243H90L89 241L86 242ZM98 239H100V240L98 241ZM160 239H159V240H160ZM174 239H175V240H174ZM192 239H193V240H192ZM205 239H206V240H205ZM246 239H248V240H246ZM66 240H67V241H66ZM75 240H76V241L78 240V241H77L78 245L81 244L80 247H81L82 245H83L84 247H81V249L78 248V249H76V250H73V248H74V247H73L72 249L70 248V249H71V250H70L69 247H72L71 244H72V245L74 244L73 246H76ZM83 240H84V241H83ZM122 240H123V241H122ZM156 240H157V241L153 240V242H154V241H155V243L157 242L156 245H159V246H160V247H158V249L161 248L163 245L165 246V244H166V246H167V243H166V242H164V241H160V242L163 243V244L161 243V244H162V245H161V244H158L159 241H158L157 238H156ZM177 240H176V241H177ZM50 241H51L53 244H50V243H51ZM68 241L71 242V243L69 244ZM73 241H74V242H73ZM137 241H138V239H137ZM146 241H147V240H146ZM168 241H167V242H168ZM173 241L175 242V243H174L175 246H172ZM196 241H195V242H196ZM245 241H246L248 244L245 243ZM102 242H103V241H102ZM122 242H123V243H122ZM125 242H126L128 245H126V244L124 245ZM138 242H139V241H138ZM160 242H159V243H160ZM33 243H34V242H33ZM48 243H49V244H48ZM83 243H84V244H83ZM85 243H87V245H86ZM89 243H90V244H89ZM96 243H97V244H96ZM135 243L137 244L136 240H135ZM144 243H145V242H144ZM146 243H148V242H146ZM164 243H165V244H164ZM2 244H3V245H2ZM58 244H59V245H58ZM66 244H67V245H66ZM68 244H69V245H68ZM88 244H89L90 246H89ZM122 244H123V245H122ZM138 244H140V243H138ZM138 244H137V245H138ZM204 244H205V245H204ZM37 245H38V246H37ZM51 245H52V246H51ZM53 245H54L55 247H54ZM56 245H57V246H56ZM85 245H86V246H85ZM145 245H147V244H145ZM176 245L179 246V247H177ZM194 245L191 246V247H194ZM197 245H196V246H197ZM61 246L64 247V251H65V252H63V253H62L63 248H62ZM109 246H110V247H109ZM118 246H117V247H118ZM124 246H125V247H124ZM246 246H247V247H246ZM248 246H250V247H248ZM251 246H252V247H251ZM2 247H3V248H2ZM7 247H8V248H7ZM37 247H38V249H37ZM39 247H40V248H39ZM56 247H57V248H56ZM60 247H61V248H60ZM90 247H91V248L94 247L93 250L90 249ZM108 247H109V249H108ZM134 247H136V248L138 249V251H137V249L134 248ZM142 247H143V248H142ZM176 247H177V248H176ZM52 248H53V249H52ZM83 248H84V250H82ZM87 248H88V249H87ZM114 248H115V246H114ZM127 248H128V247H127ZM132 248H134L135 250L132 249ZM162 248L165 249L166 247H165V248L162 247ZM162 248L159 249V250L157 249L158 251L155 250V252H156V251H157V252L160 251L159 253H160V255H161V254L164 252V250H163V252L161 251ZM35 249H37V250H35ZM50 249H51V250H50ZM66 249H67V250H66ZM68 249H69V250H68ZM89 249H90V250H89ZM95 249H96V250H95ZM100 249H102L103 251L100 250ZM121 249H122V251H121ZM175 249H174V250H175ZM178 249H177V250H178ZM193 249H194V248H192L191 250H193ZM2 250H3V251H2ZM52 250H53L54 252H53ZM59 250H60V251H59ZM77 250H78V252H76ZM80 250H82V251H81L80 254H79V251H80ZM91 250H92L93 252H91ZM113 250H114L117 254H116L115 252H113ZM140 250H142V251L139 252ZM146 250H144V251H146ZM174 250H173V251H170L171 253H169V254H170V258H171V260H172V258H173V259L175 258V259L172 260V261H175V260H176V262H177L178 259H179V261L181 260V261H183V263H184L186 260H189V259H186V260H185V258H183V257H182L183 260H182V258L180 259L181 256H179V255H180L181 253L179 254L178 252H182V253H183L184 251H180V250H179V251L177 252V253H178V255H177V254H176V251H174ZM73 251H74L75 253H74ZM85 251H86V253H85ZM94 251H95V252H94ZM96 251H97V252H96ZM98 251H99V252L101 251L102 253L100 252L101 254H99ZM11 252H12V253H11ZM52 252H53V253H52ZM58 252H59V253H58ZM68 252H69V253H68ZM83 252H84V253H83ZM88 252H89V253H88ZM138 252H139V253H138ZM173 252H174V253H173ZM253 252H254V253H253ZM45 253H46V254H45ZM50 253L55 254V255L53 256V255H51ZM70 253H71V254H70ZM72 253H74V254H72ZM76 253H78V254H76ZM82 253H83V255H82ZM97 253H98V254H97ZM140 253H141V254H140ZM172 253H173L174 255H177L178 258H177V256L174 257ZM250 253H251V254H250ZM7 254H8V255H7ZM25 254H26V255H25ZM66 254H67V255H66ZM105 254H106V253H105ZM110 254H112L113 257H112ZM115 254H116V255H115ZM122 254H126V255H122ZM156 254H157V253H156ZM167 254H168V253H167ZM171 254H172V255H171ZM10 255H11V256H10ZM21 255H22V256H21ZM24 255H25V256H24ZM31 255H34V256H31ZM49 255H50V256H49ZM72 255H73V256H72ZM77 255H79V256H77ZM99 255H100V256H99ZM109 255H110V256H109ZM157 255H158V254H157ZM160 255H159V256H160ZM246 255H247V254H246ZM256 255H257V256H256ZM3 256H4V257H3ZM23 256H24V257H23ZM27 256H28V257H27ZM42 256H43V257H42ZM45 256H46V257H45ZM69 256H70V257H69ZM95 256H96V257H95ZM97 256H98L99 258H98ZM12 257H13V258H12ZM29 257H30V258H29ZM32 257H33V258H32ZM47 257H48V258H47ZM50 257H51V258H50ZM55 257H56V258H55ZM11 258H12L13 261L11 260ZM37 258H39V259H37ZM40 258H41V259H40ZM44 258H46L47 260H45ZM69 258H70V259H69ZM76 258H77V259H76ZM94 258H96V259H94ZM165 258H169V257L166 256ZM170 258H169V259H170ZM176 258H177V259H176ZM17 259H18V260H17ZM92 259H93V260H92ZM27 260H28V261H27ZM36 260H37V261H36ZM38 260H39V261H38ZM52 260H53V261H52ZM71 260H72V261H71ZM95 260H96V261H95ZM248 260H250V262H249ZM6 261H7V263H6ZM9 261H10V262H9ZM33 261H34V262H33ZM43 261H44V262H43ZM47 261H48V262H47ZM51 261H52V262H51ZM59 261H62V262H59ZM64 261H65V263H63ZM67 261H68V262H67ZM80 261H81V262H80ZM86 261H87V262H86ZM93 261H94V262H93ZM148 261H149V259H148ZM181 261L178 262V263L183 264V263H181ZM235 261H236V262H235ZM23 262H24V263H23ZM32 262H33V263H32ZM41 262H42V263H41ZM73 262H74V263H73ZM92 262H93V263H92ZM99 262H100V261H99ZM99 262H98V263H99ZM115 262H116V263H115ZM3 263H2V264H3ZM107 263L105 262V264H107ZM217 264H219V262H218Z\"/></svg>",
	"mask_w": 264,
	"mask_h": 264
}]
</instances>
